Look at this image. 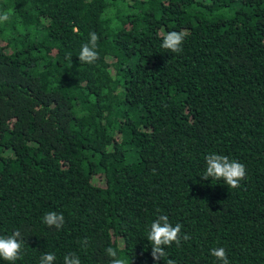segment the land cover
<instances>
[{"label":"trees","instance_id":"trees-1","mask_svg":"<svg viewBox=\"0 0 264 264\" xmlns=\"http://www.w3.org/2000/svg\"><path fill=\"white\" fill-rule=\"evenodd\" d=\"M4 13L0 236L18 229L22 258L0 264H110L108 247L156 264L161 215L181 242L159 264H219V247L264 264V0H0ZM170 31L188 32L179 53L161 47ZM90 33L98 59L81 63ZM212 153L245 165L239 187L201 178Z\"/></svg>","mask_w":264,"mask_h":264},{"label":"clouds","instance_id":"clouds-1","mask_svg":"<svg viewBox=\"0 0 264 264\" xmlns=\"http://www.w3.org/2000/svg\"><path fill=\"white\" fill-rule=\"evenodd\" d=\"M8 14H0V22L8 20ZM187 31H170L162 34L161 47L172 52L179 53L182 51V44ZM99 37L96 33H90L89 42L82 45L78 55V60L81 63L92 64L98 59L96 51L97 41ZM206 170L200 175L203 180H223L228 188H237L240 182L246 177L245 165L236 160H230L227 155L212 153L205 157ZM42 221L48 227L61 229L64 225V216L62 213L49 211L44 214ZM183 240H188L190 237L187 234L183 235ZM147 240L151 244V256L156 264L161 260H165L167 253L166 248L173 243L177 246L181 242V225L173 226L169 223L166 215L159 216L154 220L147 232ZM86 244V241L84 242ZM147 246H145V249ZM106 255L110 258V264H127V260L118 255V251L113 247L105 249ZM210 254L217 259L219 264H229V259L226 250L223 247L213 248ZM0 258L5 261L14 262L22 258V238L21 233L17 229L12 235L3 237L0 236ZM56 257L54 253H44L41 256L40 264H54ZM63 264H81L80 258L75 254L65 255ZM166 264H175L172 259H167Z\"/></svg>","mask_w":264,"mask_h":264}]
</instances>
